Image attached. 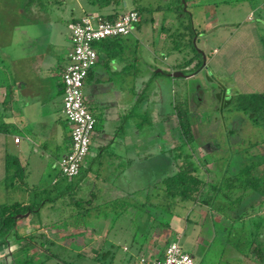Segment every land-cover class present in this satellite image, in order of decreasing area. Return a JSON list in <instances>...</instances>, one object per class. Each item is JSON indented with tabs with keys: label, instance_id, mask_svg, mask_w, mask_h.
<instances>
[{
	"label": "rangeland",
	"instance_id": "1",
	"mask_svg": "<svg viewBox=\"0 0 264 264\" xmlns=\"http://www.w3.org/2000/svg\"><path fill=\"white\" fill-rule=\"evenodd\" d=\"M56 2L0 0V85L7 83L9 77L21 75L22 69L25 70L23 77H26L27 62L31 64L32 61L48 59L52 47L56 50L65 45L70 47L71 43L67 41L70 36L68 20L59 18V13L68 10L59 4L57 6ZM124 2H127V6L120 9L122 13L136 8L141 14L135 34L143 50L140 53L142 71L150 72V80L144 86L136 85L130 97L126 89L130 87L129 81L122 78L121 82V78H116L117 75L109 68H103L106 75L115 78L116 90L111 93L112 98L106 104L97 102L90 105L89 109L95 110L94 113L100 117L96 127L100 133L111 131L117 125L120 129L116 136L122 137L125 131H136L142 123L147 128L156 125L151 132L157 136L141 138L144 150H148L150 156L143 165L150 168L147 169L155 178L147 180L137 177L135 180L138 188H144V193L137 197L143 203L138 202L133 207L124 203V200H117L103 205L97 211L87 212L83 210L86 205L80 203L75 206L72 202L81 199V190L82 193L93 191L96 171L102 165L105 168L108 166V156L112 154L113 148H104L103 157L99 159V150L93 141L91 153L83 166L86 171L75 178L62 175L59 166L53 164H48L43 171H36L32 156L30 164L34 169L30 172V178L23 176V173L17 177L13 171L7 181L11 188L9 192L3 193L4 189H0V204L11 206L26 201L36 209L41 208L39 216L35 219L28 215L29 212L20 214L18 216L28 215L25 221H20L8 236L0 235V264H17L19 259L30 255L38 257L36 260L39 261L42 235L55 241V245H49L48 250L63 261L59 264H102V254L108 250L115 257L114 264H140L142 257L162 259L166 246L174 241H179L183 249L193 255L195 264H246L243 255H239L229 239L231 232L239 229L243 250L241 222L232 221L230 224L221 215H216L214 219L207 206L171 199L165 195L161 182L168 176L165 173L169 172L160 169L162 159L158 149L168 136L159 133L164 126L160 117L174 112L184 113L186 110L190 113L196 147L195 150L186 147L185 152L190 153L196 163L212 155L206 167L211 169L210 174L203 171L209 178H219L216 171L222 172L231 151L264 139L262 129L255 128L243 113L232 110L238 95L264 94V44L261 40L264 36V0ZM182 31L194 36L193 48L196 52L192 51V47L182 45ZM197 55L202 60V68H186L184 64L188 58H197ZM213 60L217 63L212 64ZM165 64L174 68L179 65L185 77L165 75ZM189 75L193 76L186 77ZM112 110L116 113L113 122L106 117L107 112ZM165 120L166 128L178 125L176 117H166ZM63 122L68 125L65 117ZM68 127L72 129V126ZM142 134L145 135V132ZM169 140L170 144L165 145L171 146L172 150L184 143L179 137L173 140L171 136ZM253 151L262 152L264 148ZM259 170L261 174L264 166ZM55 179L58 185L54 184ZM35 184L37 187L33 186ZM149 186L152 187L147 189ZM17 189L24 191L19 195ZM159 193L164 195L157 196ZM148 198L150 202H147ZM257 202V199L249 198L243 208ZM44 204L46 206L42 210ZM54 216L56 220H53ZM57 219H61L58 226ZM233 226L239 228L230 231ZM21 233L26 236L24 239ZM33 240L38 248L32 251L27 248L17 250L21 242ZM48 264L58 263L51 260Z\"/></svg>",
	"mask_w": 264,
	"mask_h": 264
},
{
	"label": "crops",
	"instance_id": "2",
	"mask_svg": "<svg viewBox=\"0 0 264 264\" xmlns=\"http://www.w3.org/2000/svg\"><path fill=\"white\" fill-rule=\"evenodd\" d=\"M122 1L124 8L127 6V2H124L125 0ZM58 4L61 7L64 6L63 9L68 10L59 13V18H63L64 20L66 18L69 24L86 15L106 17L114 14L120 16L126 13H122L120 11L121 7H116L112 1L111 5L105 6L104 8H100L92 0H57L56 5L59 6ZM132 10L134 9L130 11ZM135 29L127 37L108 40L95 45L99 59L96 66L89 72L84 85V98L88 109L90 105L96 104L97 102L106 104L112 98L111 93L116 90L115 78L111 79L106 75L104 72L106 68H109L114 75H117L116 78H121V82L123 80L122 78L129 81L130 87H126V89L129 91L128 94L130 97H132V91L136 85L138 87L144 86L150 80V72L144 73L145 71H142L143 64L141 63L142 58L140 57V53L143 50L140 49L141 45L139 39L136 38ZM182 32L181 36L189 39L190 33L188 34V31ZM169 37H173V35H169ZM67 41L71 43L70 47L65 45L57 50L52 47L49 51L50 55L48 59L40 60L38 58V62L32 61L31 64L27 62L26 77H23L25 70L22 69L21 75L14 78L9 77L7 83L4 82L0 85V189H4L3 193H8L11 189L8 186L9 183H7V177L9 175V169L7 171V158L16 159L20 164L18 168L16 167L15 170L11 171L10 175L14 171L17 177L23 173V176L26 175L30 178V172L34 168L40 172V170H45L48 164H53L56 167L58 162L70 151L72 129L68 127L70 124L67 120L68 125L63 122V117H65L63 113V73L69 64V53L72 49L70 36ZM170 41L172 43L173 39L171 38ZM216 63L215 60L212 61V64ZM165 66L164 71L166 73L179 71L176 69L179 65L176 68L170 64H165ZM165 75L172 77L170 74ZM89 110L96 118L97 127L100 121L98 118L100 117L94 113L95 110L92 108ZM107 113V119L111 118L113 122L116 119L115 111L112 110ZM173 114L164 115L162 121H165L166 116L173 117ZM143 124L140 127L138 126L135 129L136 131H125L122 137L116 136V133L119 131L118 129H120L117 125L111 128V131L105 132L106 134L100 133L98 129L95 131L92 142H95V147L99 150L97 158L99 157L100 159L103 157L102 151L104 148H113V151L108 156V166L105 168V165H102L96 171V175L94 176L96 183H94L95 188L93 191L90 193L87 191L86 193H82L81 190V205H86L83 208L84 211L94 212L99 210L103 205H108L117 200H124V203L131 204L133 207L138 202L143 203V200L137 197L144 193L142 192L144 188H138L135 180L137 177L150 180L154 179L155 176H152V172L148 170L150 168L143 165L150 156L148 150H144L145 145L141 138L145 136H156V133L154 135L150 134L151 126L147 128ZM172 129L171 127H161L160 133H165L168 136L165 138V143L170 141L171 134L173 135V140L178 137L174 132L176 124ZM142 132H145V135ZM16 139H19V142H16ZM164 142H162V145L158 149L162 159L161 167H159L160 169L162 168L168 171L169 173L165 174L170 176L175 172L176 166L172 161L173 159L166 152ZM141 148L143 150H140ZM169 149H171V146L167 150ZM32 156L34 157V162L32 163L34 168L30 164V158ZM138 156L140 158H136ZM105 160L104 164L106 163ZM85 171L86 169L83 167L79 176H82ZM159 174L157 177L160 176ZM58 183L55 179L54 184L58 185ZM87 183L84 182V184ZM90 183H92V178ZM33 186L37 187L36 184ZM151 187L149 186L147 189ZM23 191L22 189H17L19 195ZM0 193L2 194V190ZM26 194L29 195L28 192ZM159 195H164V193H159L157 196ZM147 202H150L149 198ZM44 209L45 207L42 208V210ZM47 212H45L46 216L48 215ZM34 217L37 219V216ZM60 218H62V215H60ZM18 220L22 223L23 220L25 221V218H19ZM53 220H56L55 216ZM59 221L61 219L58 220L57 226ZM162 259L158 258L157 260Z\"/></svg>",
	"mask_w": 264,
	"mask_h": 264
},
{
	"label": "trees",
	"instance_id": "3",
	"mask_svg": "<svg viewBox=\"0 0 264 264\" xmlns=\"http://www.w3.org/2000/svg\"><path fill=\"white\" fill-rule=\"evenodd\" d=\"M94 4L104 8L111 5V1L114 2L116 7L123 8L124 3L122 0H92ZM139 14V10L134 9ZM117 14L110 16H101L103 19L115 21L118 17ZM190 34L189 39L182 41L183 44L192 51L196 52L193 48L194 36ZM120 38H109L104 41L114 40ZM264 44V36L262 37ZM102 41V42H104ZM191 57L185 62L184 66H188L194 61L198 64L196 69L202 68V60ZM178 68V67H177ZM232 110L241 112L247 118L255 128L262 129L264 136V94L262 93H249L238 95ZM189 112L186 110L184 113L175 112L177 123L179 125L178 135L184 140V143L175 147V152L172 157L175 166H178L176 173L165 177L161 182L163 190L168 198L179 199L184 202H191L194 205L207 206L210 214L215 219L216 215H221L222 218L232 224V221H239L243 226V250L241 248L242 234L239 229L231 232L230 243L235 247L239 255H243V259L246 260V264H264V171L259 173V168L264 166V151L254 152L253 149L264 148V139L262 141L250 143L248 147L243 149L237 148L233 152L231 151L222 172L217 170L216 174L219 178H209L203 174H210L209 168H206L211 159V156L202 158L200 163L192 160V155L186 153V147L195 150L196 140L191 128V119ZM179 151L178 153L176 151ZM183 162L181 165L178 162ZM20 164L16 159L7 158V171L9 169V175L7 181L10 179L11 171L19 167ZM223 173V174H222ZM257 199L256 204L244 207L245 201L248 199ZM45 201V200H44ZM42 202L41 206L43 205ZM49 202V201H48ZM75 206H79L81 199L72 202ZM153 205V204H152ZM40 206V207H41ZM46 204L42 208H44ZM41 209V208H40ZM32 204H16V205H0V235L8 236L19 225L20 220L17 216L29 212L30 216H39L38 211ZM244 209V210H243ZM89 212V211H87ZM38 214V215H37ZM239 227L233 226L230 231ZM78 230V229H77ZM21 233V238L24 239ZM43 243L39 246L42 252L39 254L40 260H36L38 257L30 255V257H22L17 264H48V261L55 260L57 263H63V261L55 253H51L48 250L49 245H55V241L42 235ZM4 244V243H2ZM29 245L32 246L29 249ZM39 247V249H40ZM27 248L28 251H32L34 248H38V244L35 240L23 241L17 247V250ZM43 255V256H42ZM99 255V254H98ZM42 256V257H41ZM102 264H114L115 257L112 256L110 250L102 254ZM101 257V258H102ZM71 264V263H67ZM239 264V263H237Z\"/></svg>",
	"mask_w": 264,
	"mask_h": 264
},
{
	"label": "built area",
	"instance_id": "4",
	"mask_svg": "<svg viewBox=\"0 0 264 264\" xmlns=\"http://www.w3.org/2000/svg\"><path fill=\"white\" fill-rule=\"evenodd\" d=\"M138 22L139 14L132 10L115 21L98 15H86L68 26L72 49L69 64L63 73V113L72 126L71 148L57 164L64 176L75 178L81 174L96 128V118L85 104L83 91L88 74L99 59L95 45L109 38L129 36ZM140 264H195V260L179 241H174L166 246L162 260L142 257Z\"/></svg>",
	"mask_w": 264,
	"mask_h": 264
},
{
	"label": "flooded vegetation",
	"instance_id": "5",
	"mask_svg": "<svg viewBox=\"0 0 264 264\" xmlns=\"http://www.w3.org/2000/svg\"><path fill=\"white\" fill-rule=\"evenodd\" d=\"M200 54H202L201 51H200ZM201 56H202V55H201ZM189 58H190V57H189ZM189 58H188V59H189ZM197 64H198V62H197V61H194L193 63H191L190 65L185 66V67L188 68V69H193V70H195ZM176 69L179 70V71H175V72H182V70H183V68H182V69L176 68ZM175 72H173V73H175ZM173 73H166V72L164 71V74H170V75H171V74H173ZM189 76L192 77L193 75H189ZM174 114H175V112H174ZM174 114H173V117H174ZM161 116H162V115H161ZM162 117H163V116H162ZM162 117H161V118H162ZM166 117L171 118V116H166ZM175 117H176V116H175ZM161 120H162V119H161ZM162 123H164V125H165V126H163V127L166 128V126H167V125H166V120H165V121H162ZM177 124H178V123H177ZM155 126H156V125H153V126H151V128H154ZM172 128H173V127H172ZM172 128H171V130H173ZM176 129L179 130V125L176 126ZM176 129H175L174 132H176ZM95 131H96V128H95ZM151 131H152V129H151ZM151 131H150V134L152 135V132H151ZM159 133H160V132H159ZM94 134H95V132H94ZM156 136H157V135H156ZM171 136L173 137L172 134H171ZM177 136H178L179 138H181L180 135H178V133H177ZM165 142H166V141H165ZM165 142H164V143H165ZM165 144H167V143H165ZM160 145H162V143H161ZM160 145H159V146H160ZM164 146H166V145H164ZM165 149H166V152L169 153V154H170V153L174 154V152H175V150H174L175 148H174L173 150H172V149H171V150H170V149L167 150L168 147H166ZM174 155H175V154H174ZM170 157L172 158L173 155H172V156L170 155ZM179 163H180V162H178V164H179ZM176 169H177V168H175V171H176ZM174 173H176V172H174Z\"/></svg>",
	"mask_w": 264,
	"mask_h": 264
},
{
	"label": "water",
	"instance_id": "6",
	"mask_svg": "<svg viewBox=\"0 0 264 264\" xmlns=\"http://www.w3.org/2000/svg\"><path fill=\"white\" fill-rule=\"evenodd\" d=\"M171 76L172 77H174V78H178V77H185V74L183 73V72H175V73H173V74H171ZM186 77H191V76H186ZM29 215V214H28ZM28 215H26V216H17V219H19V218H25V217H27Z\"/></svg>",
	"mask_w": 264,
	"mask_h": 264
}]
</instances>
